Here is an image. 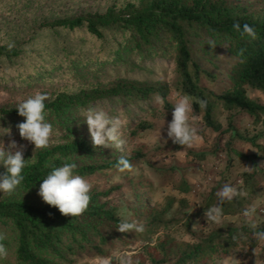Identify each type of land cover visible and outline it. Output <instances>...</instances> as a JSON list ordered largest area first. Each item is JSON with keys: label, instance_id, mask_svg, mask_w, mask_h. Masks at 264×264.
Instances as JSON below:
<instances>
[{"label": "trees", "instance_id": "16d2710c", "mask_svg": "<svg viewBox=\"0 0 264 264\" xmlns=\"http://www.w3.org/2000/svg\"><path fill=\"white\" fill-rule=\"evenodd\" d=\"M258 1L262 7L256 10L252 6L229 4L228 0H127L74 18L53 14L50 19V10L33 3L17 14L6 11L4 20H0L5 28L4 32L0 31L1 61L21 58L26 51L24 48L31 47L36 41L33 36L40 32L84 29L95 40H111L115 49L134 50L143 58L154 55L172 58L178 79L174 86L165 81L153 84L120 82L77 92L64 89L45 101L47 121L51 124L57 120L62 122L68 135L62 143L26 153L24 181L11 197L4 193L0 195V233L6 236L3 243L8 253L12 250L14 255L13 261L0 259V264H76L77 256L84 254L109 258L110 245L125 240L117 231L118 224L125 218L120 208L108 199L118 187L107 191L91 190L89 208L78 218L63 216L57 208L30 198L39 191L40 184L52 169L64 163L75 162L74 174L83 178L117 168L118 159L96 162L93 144L76 135L70 125V114L74 109L112 97H123L137 105L159 96L163 99V111L153 114L171 120L175 104L171 96L175 93L179 99L187 95L192 97L194 114L201 118L206 128L219 133L218 138L233 131V138L257 144L258 138L245 137L235 129L232 119L230 129L224 130L220 117L223 112L242 111L252 116L257 124H264V104L252 99L247 92L251 87L264 93V0ZM9 4L10 0H0L2 10ZM237 22L241 26L247 23L254 27L258 38L242 37L233 28ZM210 40L227 52L230 58L227 69L214 63L208 66V62L200 58V43L208 44ZM241 49L245 50L243 57L238 55ZM198 99L207 101L206 109H200ZM16 108L0 107V119L24 122ZM153 126V123L143 121L138 131L145 132ZM169 146L175 150L183 149L174 143ZM189 154L200 160H205L206 156L191 150ZM5 172L6 169L1 170L0 175ZM176 189L181 193L192 190L186 181ZM238 190L246 192L247 196L223 203L211 192L207 199L204 198L197 216L205 215L212 206L222 208V217L243 214L264 193L252 173H244L243 186ZM176 203L183 208L189 206L185 198L168 197L163 209L149 213L147 220L152 225L147 229L144 227L143 233H135L137 237L143 236L142 250L151 264H211L215 255H230L247 246L252 251L261 244L247 223L241 227L223 225L201 232L194 235L192 242L179 241L170 234L154 239L158 227L170 226L165 217ZM255 231H264V220L257 224ZM262 250L264 252V241Z\"/></svg>", "mask_w": 264, "mask_h": 264}, {"label": "rangeland", "instance_id": "374dc122", "mask_svg": "<svg viewBox=\"0 0 264 264\" xmlns=\"http://www.w3.org/2000/svg\"><path fill=\"white\" fill-rule=\"evenodd\" d=\"M125 1L127 0H10L5 10L0 7V20H4L6 11L17 14L28 5L32 6V3L34 6L44 5L48 11L50 10L52 15L48 18L50 19L53 14L57 17L71 15V18H74ZM228 1L232 5L252 6L256 10L262 7L258 0ZM0 31H5L1 24ZM40 33L33 36L36 41L31 47L24 48L26 51L21 58L12 61L0 60V107H16L36 93L46 94L51 98L64 89L77 92L84 88L108 87L120 82L153 84L165 81L174 86L177 82L176 65L172 58L156 55L143 58L134 50L115 49L111 40L106 42L95 40L84 29ZM200 46H202L199 51L200 58L208 62V66L214 63L222 69L228 68L230 58L224 49L221 47L213 49L210 45L201 43ZM247 90L252 99L264 104L263 92L251 87ZM158 98L161 97L154 96L135 105L123 97H112L72 111L70 125L73 126L76 135L85 137L91 144L85 118L89 108L102 109L110 117H119L124 121L122 129L124 150L97 148L96 162L101 163L123 156L130 159L134 170L121 173L114 168L86 177L85 179L93 185L92 190L107 191L118 187L109 194L108 199L120 208L125 219L138 221L146 229L152 225L147 220L149 213L154 209H163L168 197H175L177 200L187 199L189 206L186 208L179 203L175 204L173 210L165 217L170 226L158 227L159 232L154 235V239L170 234L179 241L192 242L194 235L209 232L223 225L241 227L244 223L250 225L254 222L257 225L263 221L264 193L247 208L256 209L251 220L243 214H238L222 217L220 223H213L208 222L205 215H197L201 213L204 198L207 199L211 192L220 197L218 193L226 184L241 188L244 173L255 174L259 188H264V124L262 122L257 124L252 116L242 111L223 112L220 117L224 130L230 129L232 119L235 129L245 137L258 138L255 145L237 137L233 138V131L218 138L219 133L206 128L201 118L197 116L192 123L202 139L193 148L175 150L169 146L172 141L167 137V124L171 120L169 117H155L153 114L155 111L158 113L163 111ZM177 99L178 95L174 93L171 101L175 103ZM143 121L153 123V128L145 132L138 131L139 124ZM22 122L12 118H1L0 127H11V138L18 144L25 145V155L34 152L35 146L20 138L16 125ZM52 125L54 135L50 146L64 142L68 135L62 122L57 120ZM3 134L0 130V140L7 150L10 138L2 136ZM163 148L166 150H161ZM190 150L205 153V160L195 159L189 154ZM231 161H234V165H231ZM246 167L254 169L249 172ZM3 169L4 166L0 165V171ZM183 181L190 185L191 192L181 193L176 189ZM38 193L39 191L33 193L30 198L43 202ZM119 234L125 240L110 245L109 258L112 264H117V254L121 252L131 253L133 261H138V264H151L147 254L142 250L143 236L137 237L134 232ZM260 243V246L252 251L247 246L233 251L230 255H215L211 264H231L232 257L240 260L242 264H264L263 241ZM7 258L14 260L12 250ZM101 260L102 258L84 254L77 256L76 264H101Z\"/></svg>", "mask_w": 264, "mask_h": 264}, {"label": "clouds", "instance_id": "9594fccd", "mask_svg": "<svg viewBox=\"0 0 264 264\" xmlns=\"http://www.w3.org/2000/svg\"><path fill=\"white\" fill-rule=\"evenodd\" d=\"M233 28L242 37L246 36L252 40L258 38L257 30L247 23L242 26L239 22L234 23ZM208 45L213 49L217 46L211 40ZM244 51L241 49L238 55L243 57ZM241 62L244 61L241 60ZM48 99L46 94L36 93L34 96L23 100L16 108L19 116L24 118V122L16 125L19 136L22 140L33 144L35 146L34 151L48 149L54 135L53 125L46 119L48 112L45 101ZM196 102L201 110L206 109V100L198 99ZM158 103L163 104V99L158 98ZM85 118L95 149L124 150L125 141L122 139L124 121L121 118L110 117L104 110L95 108H89L85 113ZM196 119L197 116L192 107V97L187 95L180 97L174 104L171 122L167 124V137L171 139L172 143L180 145L182 148H193L202 139L192 123ZM0 130L4 133L2 136L10 138L7 150H5L3 141L0 140V165L6 169V172L0 175V193L11 197L25 179L23 171L28 160L24 158L25 145L18 144L15 139L11 138V127H0ZM158 139L160 140V133ZM76 168L75 162L54 167L40 184L38 193L44 203L57 208L63 216H70L71 218H78L88 210L91 202L90 192L93 187L88 180L74 174ZM117 169L121 173L134 170L133 164L123 156L117 161ZM246 169L251 172L254 168L246 167ZM218 195L221 198V203H223L225 200L232 202L236 197L247 196V193L226 184ZM255 212L256 209L253 207L246 209L243 215L251 220ZM222 215V208L218 206H212L205 211L208 222L220 223ZM250 226L254 230V236L259 241H264V231H255L257 225L254 222ZM144 230L142 223L127 219H122L117 227V231L120 233H143ZM5 239L6 236L0 233V259H6L8 256V250L3 243ZM233 239L235 240L236 237ZM230 259L231 264H242L235 257ZM101 264H112V260L111 258H102ZM117 264H138V261H133L131 253L121 252L117 254Z\"/></svg>", "mask_w": 264, "mask_h": 264}]
</instances>
